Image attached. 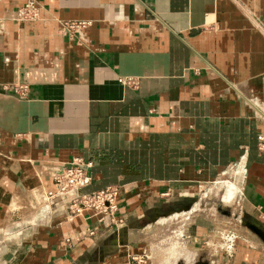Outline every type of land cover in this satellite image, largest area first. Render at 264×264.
Wrapping results in <instances>:
<instances>
[{
	"label": "crops",
	"instance_id": "1",
	"mask_svg": "<svg viewBox=\"0 0 264 264\" xmlns=\"http://www.w3.org/2000/svg\"><path fill=\"white\" fill-rule=\"evenodd\" d=\"M25 1L0 0V264H130L143 249L146 264H264L245 226L264 232V0H34L38 16L17 19ZM239 155L231 255L199 244L209 223L190 212L183 247L152 245V224ZM73 156L89 182L47 196ZM106 185L120 222L68 216Z\"/></svg>",
	"mask_w": 264,
	"mask_h": 264
},
{
	"label": "built area",
	"instance_id": "2",
	"mask_svg": "<svg viewBox=\"0 0 264 264\" xmlns=\"http://www.w3.org/2000/svg\"><path fill=\"white\" fill-rule=\"evenodd\" d=\"M38 16V5L34 0H26L21 6L16 9L15 17L17 19H32ZM83 21H64L62 29L70 30L76 29L78 26L82 25ZM117 81H122V77H116ZM25 86L15 85L14 90L17 95L23 96L25 94ZM259 137V136H258ZM241 161L242 171L241 180L243 177L244 166L243 157L239 155L237 159L222 170V174L225 170L229 169ZM91 164L90 160H84L79 156H73L70 160L55 166L52 171L51 179L54 185L52 191H47V196H51L54 193L65 192L73 187L82 186L89 182L90 176L87 172V167ZM216 179V178H215ZM212 179L209 182H215ZM240 180V181H241ZM116 187L111 185H106L105 187L85 193H79L71 198L69 203V214L71 217L75 214H80L83 209H90L93 213L99 214L101 216H106L110 223L116 224L121 221L119 216L115 215L116 211V201H115ZM238 195V194H237ZM237 195L231 200L230 204L237 205ZM229 204V205H230ZM179 210H182L181 208ZM178 211V209L174 210ZM191 213V211H190ZM180 218V216H179ZM179 233L175 232L177 236H180V229H177ZM92 232V231H89ZM218 241L215 243H208L205 240V244L209 247L223 253L226 256L231 255V249L233 241L236 237V233L230 228H220L217 230ZM176 237V236H175ZM182 239V238H180ZM145 258L146 253H143ZM131 259L136 258L135 255H130Z\"/></svg>",
	"mask_w": 264,
	"mask_h": 264
},
{
	"label": "rangeland",
	"instance_id": "3",
	"mask_svg": "<svg viewBox=\"0 0 264 264\" xmlns=\"http://www.w3.org/2000/svg\"><path fill=\"white\" fill-rule=\"evenodd\" d=\"M233 168L227 170L226 173L220 174L218 176L219 178L221 177L219 180L226 179L230 181L232 179L231 170ZM238 193L239 191L233 186H230L227 181L218 184L207 182L203 184L193 196L186 199L189 203L193 201L196 202L194 207L195 210H192L190 213L191 215H195L194 219L196 222L202 224V226L209 223L204 227L206 230L202 234L201 241H199L200 245L204 246L205 240L208 243L217 242L218 229L230 228L234 231V225L240 224L241 214L238 210V205L230 204L231 200ZM176 209L177 207H172L170 211ZM186 216H189V214L181 212V214H177L173 218L161 220L159 223L152 224V227L155 228V235L151 239L152 245L172 252L183 247L185 243L180 238H184V235L186 234L184 231L188 221L186 220ZM177 229H180V236L173 234L178 231ZM145 247H147V245ZM143 253L147 254L146 258L143 256ZM134 255L136 258H129L130 264H146L149 261L147 249H143L140 253Z\"/></svg>",
	"mask_w": 264,
	"mask_h": 264
},
{
	"label": "bare ground",
	"instance_id": "4",
	"mask_svg": "<svg viewBox=\"0 0 264 264\" xmlns=\"http://www.w3.org/2000/svg\"><path fill=\"white\" fill-rule=\"evenodd\" d=\"M241 171H242V166H241V162H239L232 170H231V180H215V184L218 183H222L224 181H227L229 183L230 186H233L234 188H236L239 191V186H240V180H241ZM226 171H224L223 173H226ZM194 207L191 206H186L185 208H183L182 210L179 211H183V213H189L190 211H192ZM188 216H186L187 218Z\"/></svg>",
	"mask_w": 264,
	"mask_h": 264
},
{
	"label": "water",
	"instance_id": "5",
	"mask_svg": "<svg viewBox=\"0 0 264 264\" xmlns=\"http://www.w3.org/2000/svg\"><path fill=\"white\" fill-rule=\"evenodd\" d=\"M245 226L252 231L264 244V232L254 222H245Z\"/></svg>",
	"mask_w": 264,
	"mask_h": 264
}]
</instances>
